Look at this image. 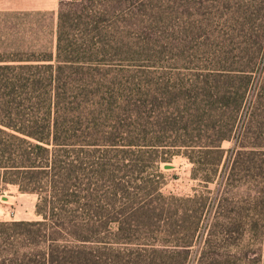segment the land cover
<instances>
[{"label": "trees", "instance_id": "trees-1", "mask_svg": "<svg viewBox=\"0 0 264 264\" xmlns=\"http://www.w3.org/2000/svg\"><path fill=\"white\" fill-rule=\"evenodd\" d=\"M134 2L58 0L54 52L0 57V194L41 216L0 227L38 264H264V62L140 75ZM175 154L191 194L163 191Z\"/></svg>", "mask_w": 264, "mask_h": 264}, {"label": "rangeland", "instance_id": "rangeland-1", "mask_svg": "<svg viewBox=\"0 0 264 264\" xmlns=\"http://www.w3.org/2000/svg\"><path fill=\"white\" fill-rule=\"evenodd\" d=\"M57 7V0L54 6L49 0L47 10L0 14V57L54 52ZM131 8V35L138 46L134 63L140 75L170 72L181 63L204 65L212 54L204 52L203 45L228 51L226 66L230 68L256 73L263 65L264 0H135ZM232 144L226 140L223 147ZM191 167L186 156L175 154L163 165L167 179L163 191L191 194L196 184ZM36 201L35 193L21 192L17 185L8 184L0 194V221L40 219ZM5 229L0 227V264H19L29 258L38 264L42 254H32L26 248L17 251V241L8 237Z\"/></svg>", "mask_w": 264, "mask_h": 264}, {"label": "crops", "instance_id": "crops-1", "mask_svg": "<svg viewBox=\"0 0 264 264\" xmlns=\"http://www.w3.org/2000/svg\"><path fill=\"white\" fill-rule=\"evenodd\" d=\"M53 6L56 0H51ZM58 2V0H57ZM49 0H0V14L31 12L32 10H47Z\"/></svg>", "mask_w": 264, "mask_h": 264}]
</instances>
